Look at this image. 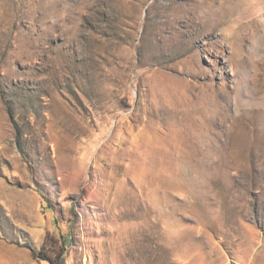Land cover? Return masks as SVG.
Returning a JSON list of instances; mask_svg holds the SVG:
<instances>
[{
  "label": "rangeland",
  "instance_id": "374dc122",
  "mask_svg": "<svg viewBox=\"0 0 264 264\" xmlns=\"http://www.w3.org/2000/svg\"><path fill=\"white\" fill-rule=\"evenodd\" d=\"M45 242L264 264V0H0V264Z\"/></svg>",
  "mask_w": 264,
  "mask_h": 264
},
{
  "label": "trees",
  "instance_id": "16d2710c",
  "mask_svg": "<svg viewBox=\"0 0 264 264\" xmlns=\"http://www.w3.org/2000/svg\"><path fill=\"white\" fill-rule=\"evenodd\" d=\"M28 247L35 259H41L48 262L49 264H65L64 250H59L56 243L50 246L47 242H45L39 252L33 246ZM63 247L64 245L62 246V248Z\"/></svg>",
  "mask_w": 264,
  "mask_h": 264
},
{
  "label": "bare ground",
  "instance_id": "6f19581e",
  "mask_svg": "<svg viewBox=\"0 0 264 264\" xmlns=\"http://www.w3.org/2000/svg\"><path fill=\"white\" fill-rule=\"evenodd\" d=\"M88 1V0H87ZM234 1H238V0H234ZM94 3V2H93ZM87 12V11H86ZM90 20V19H89ZM58 27V26H57ZM62 43V42H61ZM110 62V61H109ZM235 115V114H234ZM243 117V114H240V115H235L233 116L229 111H228V107H222V112L220 114H217L215 117H214V120H213V123L215 126L217 127H220L223 123H230V122H233L235 123L238 122L239 120H243L242 119ZM146 141L150 142L153 141V139L151 138H147L145 139ZM154 143V142H153Z\"/></svg>",
  "mask_w": 264,
  "mask_h": 264
}]
</instances>
